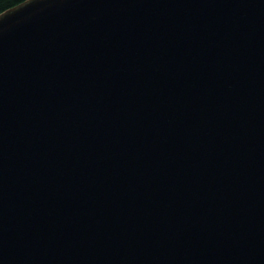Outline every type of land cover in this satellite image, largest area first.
Wrapping results in <instances>:
<instances>
[{
	"label": "water",
	"instance_id": "1",
	"mask_svg": "<svg viewBox=\"0 0 264 264\" xmlns=\"http://www.w3.org/2000/svg\"><path fill=\"white\" fill-rule=\"evenodd\" d=\"M0 264H264V0L1 12Z\"/></svg>",
	"mask_w": 264,
	"mask_h": 264
},
{
	"label": "trees",
	"instance_id": "2",
	"mask_svg": "<svg viewBox=\"0 0 264 264\" xmlns=\"http://www.w3.org/2000/svg\"><path fill=\"white\" fill-rule=\"evenodd\" d=\"M25 0H0V13Z\"/></svg>",
	"mask_w": 264,
	"mask_h": 264
}]
</instances>
